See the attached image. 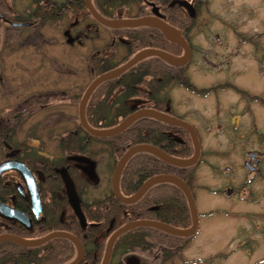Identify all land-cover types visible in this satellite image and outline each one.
I'll list each match as a JSON object with an SVG mask.
<instances>
[{"label": "rangeland", "instance_id": "rangeland-1", "mask_svg": "<svg viewBox=\"0 0 264 264\" xmlns=\"http://www.w3.org/2000/svg\"><path fill=\"white\" fill-rule=\"evenodd\" d=\"M48 1L62 3L65 0H0V11L11 20H25L33 9V4ZM261 2L263 7L264 0H212L210 9L213 14L201 13L195 16L189 34L193 53L184 73L191 85L196 86L197 91L177 81H172L166 86L173 113L196 126L205 159L192 170L191 185L200 222L189 251L192 260L196 256L209 258L226 252L230 248L228 238L233 227L244 224L251 218L264 219L263 183H251L247 187L238 184V193L234 198H230L226 193V189L231 185L226 166L232 164V159H242L250 151L264 152V102L261 98L256 99L257 96L264 99V51L263 55H259V60H255L252 56L248 59L240 57L242 51L238 48L239 44L247 46L244 43L245 36L250 47L255 42L264 45V7L259 10V16L256 12H241L243 3H249L256 10ZM231 8L233 18L229 16ZM138 11L139 5L130 3L128 7L118 8L116 14L135 17ZM231 19L237 20L239 27L245 25L247 33L243 32L242 39L235 34H228ZM87 20L92 30L83 47L78 44L71 45L67 40L64 31L71 21L68 13L61 18L39 22L35 28L10 27L0 19V130L5 125L15 126L16 131L12 139L14 145L24 144L27 150L30 148L32 151L42 149L45 155L55 157L62 136L80 120V100L76 102L75 97L79 96L81 99L94 79V68L88 59L93 52L104 49L113 41L115 35L111 28L92 17ZM112 51L111 60L120 63L127 55L126 43L114 40ZM242 65L244 69L241 71ZM228 82H233L234 86L230 87ZM141 87L148 88L145 85ZM240 88L243 90L240 91ZM205 90L210 92L205 94ZM127 103L130 106L152 104L147 99L129 100ZM190 138L192 140L191 135ZM2 142L0 136V163L4 161L7 152ZM93 144L96 146L95 141ZM114 169L115 158L110 147L101 141V182L89 186V200H103L113 193ZM238 171V177H235L237 183L245 177V173ZM253 187L260 191L253 190ZM250 189L259 193L253 196V201L242 198ZM126 215L127 212L120 219L107 220L108 226L102 229L107 230L101 240L104 241V253L110 236L121 227L115 229L116 221L124 222V225L138 220L124 221ZM189 217L191 218V213ZM101 219L106 221L103 217ZM11 227L10 224L7 229L10 231L0 227V234H15L11 231L16 232L17 229ZM104 232L106 231L101 233ZM29 236L31 237H22L35 238L34 233ZM165 240L167 238L161 241L157 236H148L150 246H136L126 251L119 249L112 255L110 264L119 261L126 264L132 255L137 256L143 264H162V244ZM168 240L172 246L178 242L177 238L169 237ZM71 244L75 253L68 262L78 255L77 246L72 241ZM58 245H62L61 242ZM68 247H71L70 244ZM97 249L93 251V259L100 255V250L95 255ZM237 255L242 256L244 252L241 251ZM87 257L90 258L89 255ZM103 257L104 254L102 258L100 256L99 264L102 263ZM251 261H247V264H252ZM220 264H226V261H221Z\"/></svg>", "mask_w": 264, "mask_h": 264}, {"label": "trees", "instance_id": "trees-1", "mask_svg": "<svg viewBox=\"0 0 264 264\" xmlns=\"http://www.w3.org/2000/svg\"><path fill=\"white\" fill-rule=\"evenodd\" d=\"M94 1L97 9L103 15L111 18L118 17L116 10L120 7H128L130 3H137L139 5V11L136 16L148 13L145 9V5H143L144 0ZM158 1L164 6L166 21L175 27L184 28L189 18L182 7L177 5L172 7L171 0ZM70 5L74 8V11L87 8L84 0H69L64 3L44 2L29 13V19L40 18L43 21H48L53 18H59L67 13ZM86 12L88 15H91L89 10H86ZM111 30L115 35H119L128 41L126 42L128 54L120 63H114L111 60V55L107 54L114 49V42L111 41L100 54H95L91 60L94 68V78L120 65L134 53L144 48L154 47L174 54H181L183 51L179 45L168 40L157 28L139 27ZM175 74H177L176 68L159 57H149L142 60L120 77L102 83L94 91L89 99L86 110L88 122L97 128L117 125L122 119L134 111L127 103L128 98L134 96L148 97L147 91L145 88L141 87L142 85L153 90L161 88L164 84L172 81L170 79L174 77ZM187 83L188 82L184 84ZM79 98V96L75 97V101L78 102L80 100ZM15 131L14 125H5V127L1 128L0 136L2 137V141L5 140L9 145L13 144L12 139ZM178 133L181 135L177 136ZM86 138H95L106 142L115 158V165L129 147L140 143L157 145L168 153L178 157H189L194 152L193 142L188 130L148 117L138 119L127 130L120 134L101 139L90 135L82 127L79 120L74 128L68 130L62 136L61 147L67 152L79 150V146L85 143ZM17 147L22 148L23 151L27 149V146L24 144L17 145ZM4 149L7 151L6 147H4ZM18 157L31 165H33L34 162H41V165L45 163L47 170H50L51 166L54 164L49 158L43 156L37 157L29 153H22L20 156L18 155ZM193 169L194 166L187 168L178 167L168 164L152 154L140 152L134 155L127 163L121 177V190L125 195H132L139 189L144 181L153 175L171 173L185 179L190 175ZM51 175H55L54 172ZM55 178H53V180ZM57 179L59 181L58 185H60L62 183L60 177L58 176ZM0 200L5 201L1 194ZM102 204L104 206L102 207L103 212L101 211V217L105 218L106 221H101V230L106 229L108 226L107 222L109 221L107 220L111 218L120 219L126 212L127 215L124 221L131 219H157L177 227H188L192 223L189 217L190 209L186 196L177 186L171 183L155 185L142 199H140V201L134 204L127 205L120 202L113 193L101 201V205ZM10 222L14 225L11 228L17 229L16 232L11 231L15 233V235H26V237H31L29 235L34 233L35 238L44 236L52 231L51 229L65 228L60 225L58 227H50L45 224L36 227L34 232L31 233L19 226L16 222ZM116 223L115 229L122 226L124 222L119 223L116 221ZM93 230L98 231L99 229L96 228ZM148 236H157L161 241L166 238L168 240L169 237L174 239L177 238V241L181 239L180 237L170 235L156 228H136L119 237L115 244L113 254L119 249L126 251L136 246L144 248L150 246ZM59 242H61L62 245H58ZM68 244H70L71 247H68ZM97 245L95 244L86 253L83 264H99V258L100 256L102 258L104 254V241H101V243ZM96 249L98 253L99 250L101 252L98 258L96 257V259H93V251ZM74 253L75 249L71 241L63 238L50 240L39 247H24L13 242H2L0 243V264H64L72 259ZM87 255H89L90 258H88ZM115 264L125 263L119 261Z\"/></svg>", "mask_w": 264, "mask_h": 264}, {"label": "flooded vegetation", "instance_id": "flooded-vegetation-1", "mask_svg": "<svg viewBox=\"0 0 264 264\" xmlns=\"http://www.w3.org/2000/svg\"><path fill=\"white\" fill-rule=\"evenodd\" d=\"M66 1L69 0H65L64 2ZM70 1H74V0H70ZM186 1L192 5L187 6L186 4L185 5L180 4ZM49 2H57V1H48L47 3ZM41 3L43 2H38L36 4H33V9L37 8ZM92 3L96 7V3L94 0H92ZM211 4H212V0H171V6L174 7L177 5L182 7L183 11L189 18V20L185 23L186 24L185 27L179 28L191 47V58L189 62L192 59V53H193V46L191 44L190 36H189L190 31L192 29L191 24L193 25L194 22L193 19L195 18V16H198L201 13L213 14L212 10L210 9ZM258 4L259 5H257V9L255 10V8L251 6L249 3H243L241 12L242 13L256 12V14L259 16L260 14L259 10L263 9L264 6L261 7L262 2ZM143 5H145V9L148 12L147 14L144 15L158 14L166 20L164 6L163 4L159 3L158 0H144ZM33 9H31V11ZM86 10H89L88 7L80 11H74V8L70 5L67 11V13L71 17V21H69L68 27L65 29L64 33L66 32L67 40L71 43V45L78 44L84 47L85 41L88 39L89 32H91L92 30V27L89 25L87 19L88 17H92L93 19L95 18L93 17L90 11L89 12L91 15H88ZM29 13L27 15V18H25V20H13V19L11 20L8 17H6L5 14L3 13H2L3 17L0 19L10 27H14V26H12L9 21L30 22L31 25L29 26L34 28L39 22H43V20L40 18L29 19ZM232 13H233V8H231L230 10V14H229L230 18H233ZM63 15L61 17H63ZM135 17H139V16H135ZM233 21H235L236 23L234 24ZM242 27L244 28L242 29ZM227 30H228V34H235L242 39L243 32L244 33L246 32L245 31L246 27L244 24L241 25L240 27L237 26V20L231 19ZM246 38L247 37L245 36L244 43L247 46L244 47L241 44H239L238 47L242 51V54H240L242 56L240 57L248 59L249 56H252L255 60H259V55H263L262 52L264 51V45L259 42H255L253 43L252 47H250L248 45L249 42L247 41ZM114 40H121L122 42L125 43L128 42L125 38L119 35H114L113 42ZM236 45L237 44H235V46ZM102 50L103 49L100 48L92 53L90 59H88L90 63L93 56L95 54H100ZM136 53H134L133 55H135ZM183 53L184 50L182 51L181 54H175V55H182ZM107 54L111 55L113 54V51L112 53L109 51ZM231 54L233 55V53ZM132 56H130L129 58H131ZM125 57L123 58V60L125 59ZM129 58H127L124 62H126ZM231 60L232 57L229 58V61ZM124 62H122L121 64H123ZM189 62L186 65L180 67L174 66L177 70V74H175L174 77H172L170 80L177 81L179 83H182L183 85L184 83L188 82L187 85L193 88L194 91H197L195 89L196 86L194 84L191 85V83L189 82V80L187 79L184 73L185 68L189 64ZM243 69H244V65L241 66L240 70L242 71ZM170 82L164 84V86H162L161 88H156L154 90L145 87L148 97L144 98L141 96H134L127 99V102L129 100L138 101L141 99H147L148 101H151L152 104H149L148 106H141V105L139 106L136 104H133L131 106L129 104L128 105L132 109H134V111L140 108L151 107L163 112H167L174 116H177L173 113V105H171V99L166 93V89H167L166 86ZM228 83L230 87L234 86L233 82H228ZM241 90L243 89L240 88V91ZM209 92L210 90H205L204 93L208 94ZM245 93H247V91ZM257 98L258 99L261 98L262 101L264 102V99L262 97L257 96L256 99ZM194 127L196 128L195 125ZM93 141L96 142V146L95 144H93ZM2 144L4 145V147L7 148L4 161L7 159L22 160L21 158L18 157V155L20 156L22 153L23 154L29 153L32 155H36L37 157L43 156L49 158L54 163L53 166H51L50 170H47L46 169L47 166L45 163L41 165V162H37V163L34 162L33 165H31L30 163H27L26 161L22 160L31 168L33 175L35 177L40 200H41L39 211L35 208L32 198V192L30 190L27 180L25 179V177L22 175L21 172L17 170H8L1 176L0 194L5 200L2 202L9 204L24 212L32 222V226L26 227L24 224L20 222H16V223L31 233L34 232L36 227H40L45 224L49 225L50 227H58L59 225L61 227H65V228H57L54 230H63L67 232L70 231L73 234L74 232H76L75 234H77V236L80 238V240L83 243L85 255L95 244L96 245L100 244L101 240H103L105 234L107 233V230H101V221H105L101 219V211L103 212L102 207L104 206L103 204L101 205V201H103L105 198L103 200H101V198L97 200H89L90 198L89 186H91V184L98 185L101 182V140L99 139L97 140L95 138H86L85 143L84 144L82 143V145L79 146L80 147L79 150H71V152H67L62 149L61 140H60V143L57 145L56 148L57 154H55V157L45 155L42 152V149L41 150L34 149V151H32V149L29 148L28 150L26 149L25 151H23L22 148L17 147L14 144L9 145L8 142H6L5 140H3ZM203 155L204 154H203V148L201 142V156L197 164L194 165V167H196L199 164H202L205 161ZM226 169L227 172L230 174L229 182L231 183L230 187L226 189V193L229 195L230 198H234L235 196H237L238 193L236 187L238 184H242L244 187L249 186L251 183H255V185L259 183L264 184V152L250 151L248 154L244 155V158L242 159L241 158L237 160L232 159V164H228L226 166ZM238 170H240L241 173H245V177L239 183H237L235 179V177L236 178L238 177L237 176V173H239ZM53 172L55 175H51ZM58 176L62 181L60 185H58L59 183L57 179ZM192 177H193V172H191L190 175L187 176V178H185L184 180L190 186L194 198L196 200L195 193L191 185ZM53 178L55 179L53 180ZM252 189L255 191H260L259 189H256L254 187ZM252 189L247 190V192H245L244 197L242 198L245 199L246 197V199H248L249 201H253L254 200L253 196L259 195V193H256ZM10 224L13 226V223H11L10 220L4 218L0 219L1 228L7 230L9 229ZM96 228H98L99 230L94 231L93 229ZM198 230L199 227L197 229V232ZM232 230H233L232 234L231 235L229 234V238H228V240L230 241L229 243L230 248L227 249V251L224 253H220L219 255L216 256H210L209 258H201V256H196L195 259L193 260L191 259L192 254H190L189 251L192 245L191 244L192 239L196 236L197 232L190 237H180L181 238L180 241H178L174 246H172L169 240H167L164 244H162L163 245L162 264H189L191 262H196V264H198L199 262H204V264H220L221 261H226V264H247V261H251V260H252L251 261L252 264H264V219H260V218L248 219L244 224H238L237 226L233 227ZM102 231H106V232L101 233ZM241 251L244 252V255L238 256L237 254H239V252ZM257 252L259 254H257ZM97 253L98 251L95 252V255ZM85 255H84V259H85ZM84 259L81 262V264H83ZM253 260H255V262H253Z\"/></svg>", "mask_w": 264, "mask_h": 264}, {"label": "water", "instance_id": "water-1", "mask_svg": "<svg viewBox=\"0 0 264 264\" xmlns=\"http://www.w3.org/2000/svg\"><path fill=\"white\" fill-rule=\"evenodd\" d=\"M85 3L89 11L93 15V17L103 25L112 29L137 28V27L157 28L165 35V37L168 40L182 47L184 53L182 55H175L166 50H162L154 47L144 48L138 51L135 55H133L123 64H120L95 77L84 91L82 98L80 100L79 119L82 127L90 135L94 137L108 138L124 132L138 119L148 117L159 120L169 125L185 128L190 133L194 145V153L191 156L178 157L168 153L164 149L153 144H149V143L135 144L129 147V149L117 161L112 178V191L114 196L120 202L124 204L135 203L140 199H142L144 195L155 185L162 183H171L179 187L185 194L191 213L192 223L189 227L183 228V227L174 226L167 222L154 220V219H138V220L130 221L122 225L120 228H118L110 236L107 242L106 250L101 264H110L116 241L120 236H122L123 234L127 233L130 230L139 227H151L179 237H190L197 232V229L199 227V211L196 204V200L194 198L190 186L180 176L171 173H161V174L153 175L149 177L146 181H144L143 184L139 187V189L132 195L123 194L121 190L120 182H121L122 173L127 163L134 155L140 152H146L152 154L171 165H175L183 168L192 167L196 165L200 159L201 142L196 128L189 121L151 107L137 109L131 114H129L127 117L122 119L117 125L111 127L97 128L92 126L88 122L86 110L89 99L94 93V91L102 83L120 77L121 75L126 73L129 69L134 67L136 64L149 57H159L162 60H164L166 63L175 67L186 65L191 58V47L188 41L186 40V38L184 37V35L182 34L181 30L175 27L174 25L170 24L169 22H167L162 16L158 14L144 15L139 17L111 18L99 12V10L93 5L92 0H85ZM180 4H184V5L186 4L187 6L192 5L187 1ZM2 17L3 14L0 11V18ZM9 22L14 27L31 25L30 22H13V21H9ZM8 170H17L22 173V175L27 180L30 190L32 192V198L35 208L39 211L41 200L37 188V183L31 168L22 160L7 159L0 163V178ZM0 217L10 221L20 222L24 224L26 227L32 226V222L24 212L9 204L2 202L1 200H0ZM55 238L69 239L77 246L78 249L77 257L73 261L65 264H81L84 258L83 243L76 235L67 231L56 230L38 238H25L15 234L3 233L0 234V243L13 242L25 247H38ZM126 264H143V263L140 261V259L137 256L132 255L127 259Z\"/></svg>", "mask_w": 264, "mask_h": 264}, {"label": "bare ground", "instance_id": "bare-ground-1", "mask_svg": "<svg viewBox=\"0 0 264 264\" xmlns=\"http://www.w3.org/2000/svg\"><path fill=\"white\" fill-rule=\"evenodd\" d=\"M137 28H139V27H137Z\"/></svg>", "mask_w": 264, "mask_h": 264}]
</instances>
